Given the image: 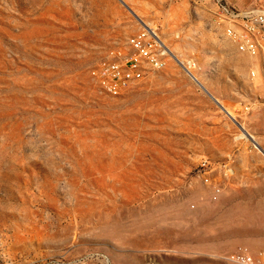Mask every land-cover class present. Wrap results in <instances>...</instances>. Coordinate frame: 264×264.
Returning a JSON list of instances; mask_svg holds the SVG:
<instances>
[{
  "label": "rangeland",
  "instance_id": "1",
  "mask_svg": "<svg viewBox=\"0 0 264 264\" xmlns=\"http://www.w3.org/2000/svg\"><path fill=\"white\" fill-rule=\"evenodd\" d=\"M214 10L0 0L5 264H264V112L245 110L263 80ZM144 24L167 67L113 96L93 70Z\"/></svg>",
  "mask_w": 264,
  "mask_h": 264
},
{
  "label": "built area",
  "instance_id": "2",
  "mask_svg": "<svg viewBox=\"0 0 264 264\" xmlns=\"http://www.w3.org/2000/svg\"><path fill=\"white\" fill-rule=\"evenodd\" d=\"M215 7L214 21L236 44L239 52L253 61L251 76L260 77L264 85V0H251L241 6L231 0H209ZM128 53L110 51L93 70L98 84L107 93L120 96L139 84L151 71L167 67L169 49L157 29L144 24L141 30L128 38ZM264 111V90L255 97L245 110ZM203 165H206L204 162ZM204 181L213 184L210 177ZM221 192L219 184L213 186ZM235 262L249 264L252 258L243 254L231 256ZM0 264H5L0 259Z\"/></svg>",
  "mask_w": 264,
  "mask_h": 264
},
{
  "label": "crops",
  "instance_id": "3",
  "mask_svg": "<svg viewBox=\"0 0 264 264\" xmlns=\"http://www.w3.org/2000/svg\"><path fill=\"white\" fill-rule=\"evenodd\" d=\"M212 20L214 21L213 16H212ZM261 87H262V90H261V92H262L264 90V85L262 84ZM256 110L264 112L262 109H256Z\"/></svg>",
  "mask_w": 264,
  "mask_h": 264
},
{
  "label": "bare ground",
  "instance_id": "4",
  "mask_svg": "<svg viewBox=\"0 0 264 264\" xmlns=\"http://www.w3.org/2000/svg\"><path fill=\"white\" fill-rule=\"evenodd\" d=\"M229 114H231L230 112H228ZM233 118H235V117H233Z\"/></svg>",
  "mask_w": 264,
  "mask_h": 264
}]
</instances>
